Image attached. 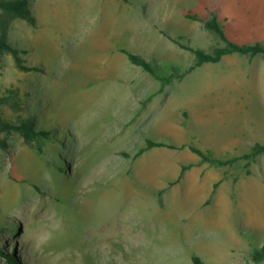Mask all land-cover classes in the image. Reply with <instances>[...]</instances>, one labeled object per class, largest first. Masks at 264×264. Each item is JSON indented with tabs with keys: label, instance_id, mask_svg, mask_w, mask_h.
<instances>
[{
	"label": "rangeland",
	"instance_id": "rangeland-1",
	"mask_svg": "<svg viewBox=\"0 0 264 264\" xmlns=\"http://www.w3.org/2000/svg\"><path fill=\"white\" fill-rule=\"evenodd\" d=\"M31 1L36 24L9 19L8 39L37 70L4 55L0 99L13 90L16 102H2L0 116L62 137L3 135L1 251L19 264H193V254L264 264L252 259L264 241V153L242 158L264 144V54L186 73L195 56L171 39L207 52L220 44L193 12L216 13L236 42H264V0ZM148 138L240 159L203 162L188 146L139 155Z\"/></svg>",
	"mask_w": 264,
	"mask_h": 264
},
{
	"label": "trees",
	"instance_id": "trees-1",
	"mask_svg": "<svg viewBox=\"0 0 264 264\" xmlns=\"http://www.w3.org/2000/svg\"><path fill=\"white\" fill-rule=\"evenodd\" d=\"M31 0H0V63L6 53H11L16 62V66L24 71L37 70L33 67L27 66L25 64V59L22 57V52L18 47H14L8 39V31L10 29V20L23 19L29 21L32 25H35L37 19L32 12ZM187 17L192 20L202 22L205 27L215 34L220 40V44L215 46L212 52H207L202 48L195 47L190 42H185L181 37H171L172 41L179 45L180 47L190 50L195 56L194 64L187 70L189 73L204 64L207 63H219L224 57L239 54L248 55L255 57L264 54V42H254V43H239L232 40L226 32V27L223 21L219 18L216 13L212 16H202L198 13L188 12ZM121 51L125 53L130 62L136 66L142 67L144 70L152 74L155 78L168 80V77L162 78L159 74V67L154 66V64L142 56L133 53L128 48H122ZM25 51H23L24 53ZM9 96L0 99V104L2 102H9V100H15L16 92L9 90ZM19 133L22 135L28 143L37 142L45 139H51L54 134H58L59 131L52 124L48 128L37 127V122L28 117L27 119L20 120L18 122L6 119L0 116V146L4 149L7 148V142L4 140V134H14ZM58 137H62V133L58 134ZM146 147L140 150V154L147 152L154 148L167 147L171 149L185 148L189 147L194 153L198 154L203 162L214 163L220 166H226L235 163L240 159H228L222 160L215 158L213 155L204 152L202 149L194 145H177L175 143H170L168 141H158L153 138L147 139ZM264 153V144L257 143L253 148L251 153L245 154L242 158L253 159ZM126 156L127 153H124ZM62 164H66L65 160H62ZM190 168L189 165L182 166L181 175H183L186 170ZM0 255H3L7 259V264H19L15 254L4 253L0 248ZM193 264H208L200 255H192ZM252 259L254 262L260 263L264 262V241L260 243L257 249L252 252Z\"/></svg>",
	"mask_w": 264,
	"mask_h": 264
}]
</instances>
